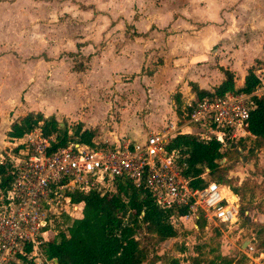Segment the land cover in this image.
I'll list each match as a JSON object with an SVG mask.
<instances>
[{
  "label": "crops",
  "instance_id": "obj_1",
  "mask_svg": "<svg viewBox=\"0 0 264 264\" xmlns=\"http://www.w3.org/2000/svg\"><path fill=\"white\" fill-rule=\"evenodd\" d=\"M29 1L57 4L61 0H0V30L16 19H19L20 28L21 18L25 20L28 13L24 3ZM62 1L66 5L69 0ZM77 1L85 3L84 0ZM107 1L112 4L108 11L110 17L99 7L98 18L103 20L104 15L112 24L111 20H116L114 16L123 7L124 0H100L98 6L106 5ZM128 1L133 9H138L134 14L140 15L136 21L128 17V24L133 21L136 33L147 35V41L125 45L122 42L118 49L124 47L123 57L112 56L111 50L116 48V43L113 48L104 47L97 54L101 39L97 42L79 38L61 47L56 43V47L45 54L42 42L0 41V54L9 49L20 51V57L14 59L0 57V155L9 154L15 142L20 141L10 138L9 134L13 126L28 114L42 113L47 119L55 117L58 120L55 112L58 100L46 105L43 102L46 96L58 97L66 90L68 97L71 96L69 98L75 102L74 99L88 92L96 98L91 102L92 107L96 105L101 114L109 111L138 113L140 109L147 108L151 114H160L155 122L149 123L150 128H155L161 121V115L167 114L169 108L175 112L176 98L183 107L187 100H197L192 85L212 92L223 83L224 70H228L235 75L236 87L241 88L249 71L254 69L255 72L256 66L264 63V0ZM80 12L94 16L93 11L82 10L76 14ZM116 30L117 25H114L112 32ZM98 31L101 35L107 33V28L102 26ZM59 56L63 59H54ZM78 57H86L87 60H83L86 67L84 63L75 65ZM158 58L160 62L155 65L153 62ZM145 62V67H153L152 74L138 77L128 86H123L117 78L120 76L113 75L115 72H138ZM125 94L126 101L123 100ZM99 120H103V115H99ZM84 122L81 121L82 124ZM138 123L132 120L124 128L136 129ZM85 128L91 130L87 124ZM123 135L125 137H121V141L115 137L116 142L108 144L105 141L103 145L123 140L142 143L147 138L138 133L131 134L132 138L127 132Z\"/></svg>",
  "mask_w": 264,
  "mask_h": 264
},
{
  "label": "built area",
  "instance_id": "obj_2",
  "mask_svg": "<svg viewBox=\"0 0 264 264\" xmlns=\"http://www.w3.org/2000/svg\"><path fill=\"white\" fill-rule=\"evenodd\" d=\"M254 73L259 84L252 93L196 100L189 104L192 111L184 126L171 123L165 132L153 133L142 143L123 140L90 146L74 137L66 147L54 150L57 136L45 137L40 127L26 134L27 140L16 141L9 154L0 155V165L8 163L13 178L11 186L0 191V264H58L45 247L67 227L64 216L73 218L80 210L68 194H116L123 180L147 188L161 208L188 207L187 215L171 218L175 226L203 215L229 233H242L240 205L230 200L233 193L211 181L203 189L191 188L179 168V151L169 153L166 146L182 133L197 134L202 142L216 140L223 149L254 137L248 126L253 99H264V63ZM248 243L246 251H253L252 241Z\"/></svg>",
  "mask_w": 264,
  "mask_h": 264
},
{
  "label": "rangeland",
  "instance_id": "obj_3",
  "mask_svg": "<svg viewBox=\"0 0 264 264\" xmlns=\"http://www.w3.org/2000/svg\"><path fill=\"white\" fill-rule=\"evenodd\" d=\"M84 1L85 3L83 2L82 4V2L77 0H69L66 5H64L62 0L57 4L26 2L24 3L26 4L24 9L28 13L25 20L21 18L20 28H18L19 19L12 21L7 28L4 26L0 30L2 31L0 41L18 42L25 40L30 44L42 42V51L45 54L49 49L56 47V43L59 44L58 47H61L64 43H70L79 38L97 42H100L101 39L96 53L98 54L107 46L113 48V44L116 43V48L111 50L113 57L116 55L124 56L121 53L124 47L118 49L122 42L125 45V43L135 44L136 42L142 44L147 41V35L142 34L139 36L136 33L137 30L133 21L128 24V17L134 18V21H136L139 20L140 16L137 12L134 14L138 9H133L134 7L130 1H123V7L114 16L116 20H111L112 24L109 18L104 15L103 20L98 18L99 12L97 11L100 7L103 12L109 15L108 11L112 8L110 2L107 1L106 5L98 6L100 0ZM39 4L41 5L39 6ZM82 10L90 11L91 13L93 11L94 16H85L81 12L78 15L76 14ZM114 25H117L118 28L116 32H112ZM102 26H106L107 33L99 35L98 28ZM144 52L146 53L147 51L145 50ZM32 53H35V50H32ZM6 56L8 59L20 57V51L18 49L2 51L0 57L5 58ZM54 59L59 61L63 57H54ZM83 60L86 61V57L84 59L78 57L75 60V65L83 64ZM158 61L160 62V58L153 63L156 65ZM145 66L146 62L142 68L139 67L138 72H115L113 75L120 76L117 78H120L123 86H128L138 77L152 74L153 67ZM65 84L63 87L66 89ZM59 94L60 96L58 97L46 96L43 102L48 105L50 101L58 100V103L55 104L57 121L60 123L62 130L68 131L69 140L74 138L75 130L79 125L84 130L87 124L89 129L95 133L94 141L103 145L105 141L108 144L116 142L114 140L115 137L121 141V137H125L123 135L124 132L129 133V138H132L131 134L137 135V133L149 137L153 133L165 132L172 122L182 127L187 121V112L184 107H182L184 112L182 116L177 114L175 108V112H172L169 108L167 114L161 115L162 118L160 123L156 125L157 127L150 128L149 123L151 125L152 122H155L160 114H151L147 108L140 109L138 113L123 114L109 111L101 114L96 105H94L95 108L92 107L91 102L96 100V98L91 97L88 92L82 93L81 97L74 99L75 102L69 98L71 96L68 97L66 90ZM126 96L127 94L123 97L124 101L127 99ZM195 101L196 99L194 101L187 100L185 107ZM99 115H103V120H99ZM76 117H78V120H76ZM82 120L85 121L84 124L81 123ZM132 120L139 122L137 128L125 130V125H130ZM187 130L194 131L189 128L184 129V131ZM27 139L26 135L19 138L20 141ZM255 144H257V140L254 137L235 141L232 146L236 151H228L220 162L222 167L227 169L224 176H222V180L219 181L220 179L218 178L210 180V177H207L209 181L221 185L228 193L232 192L237 197V202L240 205L238 226L243 229V232L232 231L229 233L224 225L218 222H209L201 215L199 219L193 217L180 221L175 226L178 231L177 237L163 243L157 244L156 238L152 235L142 233L140 235L142 243L149 248L150 252L148 260L144 264H171L172 261H178V264H264V146L256 149ZM51 232H49V235L53 237ZM148 237H152V240H147ZM246 241H252L253 251H246V247L249 244L246 243L244 246L243 242ZM150 243H153L154 246H151Z\"/></svg>",
  "mask_w": 264,
  "mask_h": 264
},
{
  "label": "trees",
  "instance_id": "obj_4",
  "mask_svg": "<svg viewBox=\"0 0 264 264\" xmlns=\"http://www.w3.org/2000/svg\"><path fill=\"white\" fill-rule=\"evenodd\" d=\"M224 74L225 80L212 92L192 85L197 100L206 96L224 97L229 93L250 94L259 84L254 69L249 71L241 88L236 87L233 72L224 70ZM253 102L248 130L257 140L255 148L259 149L264 146V99H253ZM175 105L177 114L182 116L183 105L177 98ZM184 108L187 114L192 111V106ZM39 127L45 137L56 134L58 143L54 144V150L67 146L68 131L62 130L55 117L47 119L42 113L28 114L13 126L10 137L22 138ZM74 137L90 146L101 145L94 142L95 133L83 130L81 125L75 130ZM166 150L169 153L179 151L181 174L193 189L205 188L210 182L207 177L221 181L227 169L220 162L228 151H236L233 146L223 149L216 140L202 142L194 133L177 134ZM12 181L9 164L0 165V191L7 190ZM117 190L116 194L69 193L71 204L79 206L80 210L73 218L64 216L67 227L60 230L54 241L46 244L49 258L58 260V264H144L150 252L142 243V233L152 235L157 244L177 237L178 231L171 218L187 215L188 207L161 208L147 188L136 187L129 180L121 181ZM151 238L147 240L151 241ZM150 245L154 246L153 243ZM171 264H178V261Z\"/></svg>",
  "mask_w": 264,
  "mask_h": 264
},
{
  "label": "bare ground",
  "instance_id": "obj_5",
  "mask_svg": "<svg viewBox=\"0 0 264 264\" xmlns=\"http://www.w3.org/2000/svg\"><path fill=\"white\" fill-rule=\"evenodd\" d=\"M230 200L237 201V197L234 194H230Z\"/></svg>",
  "mask_w": 264,
  "mask_h": 264
},
{
  "label": "water",
  "instance_id": "obj_6",
  "mask_svg": "<svg viewBox=\"0 0 264 264\" xmlns=\"http://www.w3.org/2000/svg\"><path fill=\"white\" fill-rule=\"evenodd\" d=\"M248 242H250V241H246L245 244L248 243ZM56 262L58 263V260H56Z\"/></svg>",
  "mask_w": 264,
  "mask_h": 264
}]
</instances>
